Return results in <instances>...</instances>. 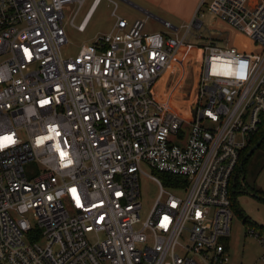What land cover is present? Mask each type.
I'll use <instances>...</instances> for the list:
<instances>
[{
  "label": "built area",
  "instance_id": "1",
  "mask_svg": "<svg viewBox=\"0 0 264 264\" xmlns=\"http://www.w3.org/2000/svg\"><path fill=\"white\" fill-rule=\"evenodd\" d=\"M85 1L0 0V264H230L232 185L264 115V1L201 0L167 36L106 0L112 29L64 56ZM204 7L257 50L197 47V90L168 105L153 88ZM140 176L159 189L144 220Z\"/></svg>",
  "mask_w": 264,
  "mask_h": 264
},
{
  "label": "rangeland",
  "instance_id": "2",
  "mask_svg": "<svg viewBox=\"0 0 264 264\" xmlns=\"http://www.w3.org/2000/svg\"><path fill=\"white\" fill-rule=\"evenodd\" d=\"M93 0H86L79 12L74 18V25L77 26L83 15L86 13L88 7ZM118 4V9L116 14L119 17H125L127 19L133 18L138 14V11L132 8L131 6H123L121 1L115 0ZM75 10V5L71 4L66 7L65 14L68 15L70 12ZM112 6H108L106 0H102L92 19L90 20L87 28L83 32H78L75 27L70 26L68 23H65L64 29L68 39V45L62 50L64 56L72 57L74 56L78 48L83 44H90L95 36L102 35L108 32L111 28L115 19L112 17ZM154 16L158 19L150 18L147 21L146 30L148 32H155L162 30V22H169L170 25H173L176 29L173 33H176L178 36H182L185 33L186 27H181V23L174 20L175 16L168 13L166 16L165 13H156L152 12ZM200 14H203L201 17L202 27L200 29H191L190 35H188L185 41L186 48L183 51L189 52L188 56H181L182 65H178L177 75L180 74L184 80L183 85L173 88L175 91L184 93L187 97L188 93V84L192 81L191 66L188 64V61H191L196 58L200 61V52L197 54L196 49L201 45L208 44L209 41L218 46H231L235 44L236 36L235 34L228 29V27L220 20L215 18L213 15H210L205 7L200 11ZM140 15V14H139ZM143 17H146L142 14ZM166 17V19H165ZM170 17V18H169ZM173 18V19H172ZM160 20V21H159ZM172 30V29H169ZM194 48V49H190ZM179 56V55H178ZM194 61V60H193ZM186 62V63H185ZM200 65L199 62L193 63V65ZM182 80V81H183ZM192 96V95H191ZM190 99V96L188 100ZM187 103L186 105H188ZM251 140V139H250ZM249 140V141H250ZM249 149L254 145L252 141L249 142ZM264 152L262 149H256L246 160L243 165V172H239L237 176V190L244 192L242 194L235 195V206L233 209V219L230 226V235H229V256L230 264H262L261 256L263 255V249L257 239L250 233L248 230H255L256 234L263 235L264 227V201L262 198L253 197L251 194L253 192L261 191L264 193ZM145 174L160 178V174L154 172L147 165L143 164L142 167ZM161 179V178H160ZM244 179V182L241 180ZM252 190L250 192L249 189ZM140 185V202H141V212L140 220H144L147 216L149 209L155 200L158 194V186L145 176H140L139 178ZM240 187V188H239ZM239 188V189H238ZM259 189V190H258ZM235 190V191H237ZM249 190V191H248ZM254 193V194H255ZM244 217H247L249 221L255 224V228H250L244 224ZM136 226L135 228H137ZM261 227V228H260ZM262 229V231H261ZM40 245H43L40 243Z\"/></svg>",
  "mask_w": 264,
  "mask_h": 264
},
{
  "label": "crops",
  "instance_id": "3",
  "mask_svg": "<svg viewBox=\"0 0 264 264\" xmlns=\"http://www.w3.org/2000/svg\"><path fill=\"white\" fill-rule=\"evenodd\" d=\"M119 1H121L123 6H126V5L131 6L132 8L138 11V14L136 16H133V18H131L130 20L125 17H122L123 19H125L126 21L130 23L137 19H143V20H146V25H147L148 19L150 18H153L155 20L157 19L156 16L151 14L152 12L155 11L156 13H165L166 16H168L167 15L168 13L174 15L175 16L174 20H176V22L181 23V27H184L188 25L191 19L193 18L201 0H119ZM262 1L264 0H249L251 4L260 3ZM99 3L92 9H90V6H89L86 13L83 15L80 23L84 22L85 29L87 28L90 20L92 19L94 12L96 11ZM108 6H110L109 3H108ZM117 9H118V4H117ZM142 14H144L146 17H143ZM165 23L169 24V22H165ZM113 25H114V22L108 31L112 29ZM225 25L236 36L235 44L231 46H234L242 51H247V52L257 50L256 46L252 45L245 36L238 34L234 29H232L227 24ZM170 26L172 30L166 29L164 24H162L163 29L159 31H155V32H161L167 36H171L172 34H175L173 32L177 28H175L173 25H170ZM199 52L200 51L197 48L195 53L198 54ZM188 54L189 52L182 51L179 54V56H177L172 69L168 73H166L163 77H161L156 82L153 88V92L156 98L168 105L186 106V104L189 103V100L192 98V96L195 94L197 90V84H198L199 75H200L201 70H200L199 64L197 66L193 65V63L199 62L196 58L194 59V61L192 60L188 61V64L192 65L191 66L192 81H190V84H188L189 95L186 97L184 93H180L179 91L173 90V88L183 85L184 83V80L181 77V75L180 74L177 75L176 67L178 65H182L183 60H181V56L182 55L188 56ZM189 96H190V99L188 100ZM232 190H233V186H232ZM242 193L243 192H241V194Z\"/></svg>",
  "mask_w": 264,
  "mask_h": 264
},
{
  "label": "trees",
  "instance_id": "4",
  "mask_svg": "<svg viewBox=\"0 0 264 264\" xmlns=\"http://www.w3.org/2000/svg\"><path fill=\"white\" fill-rule=\"evenodd\" d=\"M264 135V115L262 116V121H261V123H260V126H259V128H258V130H257V132L251 137V140L250 141H252V144H255L262 136ZM249 141V142H250ZM248 142V145L250 144ZM249 146H247L242 152H241V156H240V160H239V164H240V162L242 161V159L244 158V156L246 155V153L249 151L248 148ZM248 148V149H247ZM259 148L260 149H262L263 150V152H264V140L262 141V143H261V145L259 146ZM263 167H264V163H263ZM236 171H237V174L239 173V172H243V167H242V169L240 170L239 169V165L237 166V169H236ZM236 174V175H237ZM238 176V175H237ZM237 176L235 177V180H234V183H233V190L231 191L232 193H231V195H232V207H234L235 206V195L238 193V194H241V191H239V190H237ZM160 178L162 179V180H164L165 182H169L170 181V177H168V176H166V175H164V174H160ZM242 182H244V179H242L241 180ZM240 188V187H239ZM238 188V189H239ZM245 188L246 189H249L248 187H247V185L245 184ZM235 190H237V191H235ZM250 190V189H249ZM248 190V191H249ZM250 192H253L252 190H250ZM253 193H255V192H253ZM256 195H259L261 198H263V201H264V193H262L261 191H257L256 193H255ZM244 224H246L248 227H250V228H255L256 226H255V224L254 223H252L251 221H249V219L247 218V217H244ZM261 228V227H260ZM261 231H262V229H261ZM263 234H264V227H263Z\"/></svg>",
  "mask_w": 264,
  "mask_h": 264
},
{
  "label": "water",
  "instance_id": "5",
  "mask_svg": "<svg viewBox=\"0 0 264 264\" xmlns=\"http://www.w3.org/2000/svg\"><path fill=\"white\" fill-rule=\"evenodd\" d=\"M163 24H165V22H162ZM264 140V135L250 148V150L246 153V155L244 156V158L242 159V161L239 164V169L241 170L244 163L246 162V160L248 159V157L256 150L259 148V146L261 145L262 141ZM253 197L256 198H261L259 195H256L254 193L251 194ZM263 199V198H262Z\"/></svg>",
  "mask_w": 264,
  "mask_h": 264
},
{
  "label": "bare ground",
  "instance_id": "6",
  "mask_svg": "<svg viewBox=\"0 0 264 264\" xmlns=\"http://www.w3.org/2000/svg\"><path fill=\"white\" fill-rule=\"evenodd\" d=\"M217 60L216 59H213V61H212V65L214 66V67H220V68H222V69H226V68H224V66H222L220 63H217L216 62Z\"/></svg>",
  "mask_w": 264,
  "mask_h": 264
},
{
  "label": "snow or ice",
  "instance_id": "7",
  "mask_svg": "<svg viewBox=\"0 0 264 264\" xmlns=\"http://www.w3.org/2000/svg\"><path fill=\"white\" fill-rule=\"evenodd\" d=\"M3 139H5V140H11V138L10 137H4ZM74 191V190H73Z\"/></svg>",
  "mask_w": 264,
  "mask_h": 264
},
{
  "label": "flooded vegetation",
  "instance_id": "8",
  "mask_svg": "<svg viewBox=\"0 0 264 264\" xmlns=\"http://www.w3.org/2000/svg\"><path fill=\"white\" fill-rule=\"evenodd\" d=\"M244 193V192H243Z\"/></svg>",
  "mask_w": 264,
  "mask_h": 264
}]
</instances>
